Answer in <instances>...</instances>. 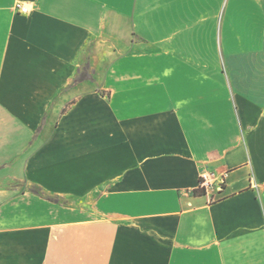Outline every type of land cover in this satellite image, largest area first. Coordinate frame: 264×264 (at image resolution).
Returning a JSON list of instances; mask_svg holds the SVG:
<instances>
[{"label":"crops","instance_id":"obj_1","mask_svg":"<svg viewBox=\"0 0 264 264\" xmlns=\"http://www.w3.org/2000/svg\"><path fill=\"white\" fill-rule=\"evenodd\" d=\"M0 264H264V0H0Z\"/></svg>","mask_w":264,"mask_h":264},{"label":"built area","instance_id":"obj_2","mask_svg":"<svg viewBox=\"0 0 264 264\" xmlns=\"http://www.w3.org/2000/svg\"><path fill=\"white\" fill-rule=\"evenodd\" d=\"M14 9L19 13H26L27 7L21 2L14 4ZM224 183V176L217 175L209 171H203L199 176L197 188L203 190L204 193H213L215 190H220ZM212 195V194H211Z\"/></svg>","mask_w":264,"mask_h":264},{"label":"trees","instance_id":"obj_3","mask_svg":"<svg viewBox=\"0 0 264 264\" xmlns=\"http://www.w3.org/2000/svg\"><path fill=\"white\" fill-rule=\"evenodd\" d=\"M88 68H89V65L85 64L84 67L82 68V70L76 76L75 81H82V80H86V79H92V76L88 73ZM31 190L36 192V193H39V189H37V188H32ZM199 191L200 192L202 191V193H204L203 190L199 189ZM48 199L53 201V202H59V199L57 197L48 196Z\"/></svg>","mask_w":264,"mask_h":264}]
</instances>
